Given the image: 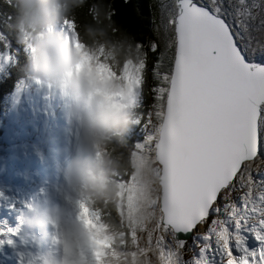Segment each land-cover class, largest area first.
<instances>
[{
  "label": "snow or ice",
  "instance_id": "obj_1",
  "mask_svg": "<svg viewBox=\"0 0 264 264\" xmlns=\"http://www.w3.org/2000/svg\"><path fill=\"white\" fill-rule=\"evenodd\" d=\"M102 7L101 21L88 0L60 31L102 82H118L106 99L127 94L133 107L141 92L149 99L150 147L138 152L155 161V179L119 180L131 264H264V0H160L146 42L121 26L114 5ZM5 9L0 0V18L10 20ZM98 21L134 59L114 65L103 43L81 39V27ZM79 206L95 233L81 249L85 264H109L116 252L101 211Z\"/></svg>",
  "mask_w": 264,
  "mask_h": 264
},
{
  "label": "clouds",
  "instance_id": "obj_2",
  "mask_svg": "<svg viewBox=\"0 0 264 264\" xmlns=\"http://www.w3.org/2000/svg\"><path fill=\"white\" fill-rule=\"evenodd\" d=\"M2 2L5 5L10 3L14 13L13 27L25 37L31 49L30 71L33 78L68 98L67 116L78 124L81 134L80 147L62 169L68 185L76 190L79 197L75 219L71 218L65 207L55 203L52 194L42 192L26 206L15 231L3 232L5 240L0 241V246L3 243L12 245L10 236L21 230L33 232L50 227L53 231L49 239L55 251L48 250L31 259L29 264H85L88 257L81 256V249L88 247L95 233L87 223L86 214L82 219L79 202L84 201L89 208L101 211L106 234L112 237V250L116 256L107 257L109 264H131L130 255L126 254L123 246L124 238L120 236L124 229L119 217V180L135 174L150 184L155 179L156 165L147 153L125 154V135L139 118L128 95L111 101L106 99L105 93L111 94L119 88L118 82H102L74 44L57 30L66 17L75 18L88 0ZM102 5L97 3L101 21L104 17ZM99 23L81 27V39L90 48L103 43L109 49V58L114 65L134 59L135 51H129L127 44L113 45L110 31L101 29ZM9 240L12 242L8 243ZM143 264H149L147 257ZM151 264H155V261Z\"/></svg>",
  "mask_w": 264,
  "mask_h": 264
},
{
  "label": "rangeland",
  "instance_id": "obj_3",
  "mask_svg": "<svg viewBox=\"0 0 264 264\" xmlns=\"http://www.w3.org/2000/svg\"><path fill=\"white\" fill-rule=\"evenodd\" d=\"M7 54V50L0 52V78L9 63ZM31 86H34V82L25 80L15 96L9 99L12 107L23 103L26 97H28L27 101L32 98L33 93L29 92ZM41 105L43 108L42 126L37 130L38 137L33 143L35 149H39V152H43L44 146L48 147L49 159L31 152L24 157L22 156L16 163L0 152V164L15 170V173L10 177V182L18 185L16 197L21 196L24 199V203L18 205L19 209L12 212V217L9 213L14 207V198H10L7 205L0 204V219L5 222L13 217L16 219L21 216L26 206L45 191L54 196L55 203L68 210L72 219L76 217V207L72 205L71 199L73 188L68 185L62 174V169L80 147V129L78 124L70 121L67 116L68 98L63 97L58 91H51L46 88ZM151 134L152 126L149 125L146 127L144 139L146 138L147 141V137ZM138 146L134 152L139 151ZM144 146L150 147L146 143ZM15 222H17V225L13 231L18 227L20 218ZM51 232L50 229L44 231L39 229L33 232L21 230L18 234L10 236L11 239H15L16 243L14 246L8 245L6 247L4 253L6 258H3L0 264H29L31 259L48 251L46 247L50 248L49 235Z\"/></svg>",
  "mask_w": 264,
  "mask_h": 264
},
{
  "label": "trees",
  "instance_id": "obj_4",
  "mask_svg": "<svg viewBox=\"0 0 264 264\" xmlns=\"http://www.w3.org/2000/svg\"><path fill=\"white\" fill-rule=\"evenodd\" d=\"M90 3H104L112 4L118 10V21L121 26L127 30L138 42H146L149 38H154L150 29L152 28L153 13L157 12L156 5L160 3L159 0H129L133 5L131 9L123 6V0H89ZM5 12L11 16V19L0 18V34L3 38H0V52L4 50L8 51L7 56L11 59L5 68V72L0 78V121L6 119L11 124L18 126L23 130H27V133L32 131V127L39 123L40 113L38 111H28L25 109L26 101L19 103L18 106L12 107L9 103V99L15 96V93L24 84L25 80L34 82V85L38 83L32 76L30 71V57L31 49L25 39V37L19 33L13 27L14 13L11 9H5ZM61 25L57 26V30L60 31ZM151 80L149 78V87ZM34 86H31L29 92L33 91ZM34 94V93H33ZM138 107L134 108L140 119V123L134 124L129 128L125 135L127 141L125 154H131L135 150V146L138 141H141L145 127L147 124L146 115L150 110V103L147 95L141 92L138 97ZM21 136L20 133H16ZM22 145L20 144H8L3 145L1 153L11 160L12 162L21 154ZM15 173L14 169H9L7 166L0 164V204H6L10 198H15L18 185H14L10 182V177ZM79 197L77 195V201ZM12 217V216H11ZM12 219L11 222H13ZM8 224L5 221L0 220V232L7 228ZM3 225V226H2ZM2 229V230H1ZM5 236L0 235V241H4ZM7 243H3L0 246V251Z\"/></svg>",
  "mask_w": 264,
  "mask_h": 264
},
{
  "label": "bare ground",
  "instance_id": "obj_5",
  "mask_svg": "<svg viewBox=\"0 0 264 264\" xmlns=\"http://www.w3.org/2000/svg\"><path fill=\"white\" fill-rule=\"evenodd\" d=\"M39 229H41L42 231H44V230H46V229H50L51 231H53V229H51L50 227H43V228H39ZM49 250H53V251H55V249L53 248V246L51 245V243H50V248H49Z\"/></svg>",
  "mask_w": 264,
  "mask_h": 264
}]
</instances>
